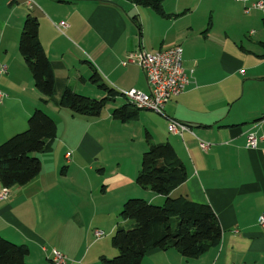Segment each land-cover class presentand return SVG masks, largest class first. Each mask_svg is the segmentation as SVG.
Listing matches in <instances>:
<instances>
[{"label":"crops","instance_id":"crops-1","mask_svg":"<svg viewBox=\"0 0 264 264\" xmlns=\"http://www.w3.org/2000/svg\"><path fill=\"white\" fill-rule=\"evenodd\" d=\"M27 1L11 0L14 12L0 21V62L8 67L0 74V85L9 92L0 104V144L25 130L37 107L56 119L58 134L50 150L37 152L43 165L33 179L9 187L5 198L0 182V235L26 244L30 264H53L52 249L44 246L49 236L68 256L66 264H99L103 255H115L118 251L107 239L118 225L133 224L120 219L124 203L137 196L158 204L166 200L136 182L150 132L155 142L170 141L187 167L188 178L171 195L211 204L223 237L199 257L187 258L175 248L156 249L142 264H264V226L259 223L264 211V30L251 29L246 36L220 30L212 17L195 23L188 18V7H180L181 0L167 7L170 0H163L172 14L168 17L128 0H37V12ZM237 1L244 10L247 3ZM135 11L138 19H133ZM30 12L40 20V38L57 80L54 100L47 104H42L43 94L18 48ZM242 17L253 24L252 16ZM59 20L69 27L60 30ZM8 29L12 41L6 38ZM176 44L183 46V64L193 78L166 104V113L189 124L192 132H170L168 117L149 109H140L137 118L126 122L115 119L112 112L121 106L116 103L122 95L98 117L58 105L65 86L97 97L108 94L90 80V62L109 87L149 92L144 70L122 60L138 48L157 51ZM10 87L27 94L13 95ZM251 133L259 138L255 147L248 145ZM201 140L211 145L204 149ZM118 141L129 144L112 151ZM96 230L103 235L98 237Z\"/></svg>","mask_w":264,"mask_h":264},{"label":"trees","instance_id":"trees-1","mask_svg":"<svg viewBox=\"0 0 264 264\" xmlns=\"http://www.w3.org/2000/svg\"><path fill=\"white\" fill-rule=\"evenodd\" d=\"M138 6L153 8L162 16H170L163 0H128ZM32 9V8H30ZM133 19H138L137 15ZM138 26H141L136 20ZM19 50L28 65L35 86L41 91L42 104L54 100L57 80L53 63L40 38V20L31 12L23 22ZM90 80L108 92L104 97H92L65 86L58 105L68 107L75 114L100 116L110 101L123 94L103 82L102 76L90 62ZM126 98V97H125ZM140 109L126 101L113 109L115 119L126 122L137 118ZM56 119L42 107L28 118V127L0 144V182L3 186L25 184L42 170V159L36 155L52 148L57 137ZM148 148L143 153L142 168L136 182L166 196L162 205L142 197H131L123 205L120 215L133 221L132 226L118 225L112 235V245L118 254L103 255L99 264H142L145 255L156 249L175 248L187 258L204 254L222 241L223 228L211 204L197 202L184 195L173 197L172 191L188 178L187 167L170 141L155 142L147 132ZM177 225H172L173 217ZM26 244L15 243L0 235V264H30Z\"/></svg>","mask_w":264,"mask_h":264},{"label":"built area","instance_id":"built-area-1","mask_svg":"<svg viewBox=\"0 0 264 264\" xmlns=\"http://www.w3.org/2000/svg\"><path fill=\"white\" fill-rule=\"evenodd\" d=\"M246 4L245 12L250 13L252 10L264 11V0H241ZM30 8L35 7V0L27 1ZM60 30L69 27V23L62 20L56 23ZM184 48L181 44H176L168 49H160L157 51H148L144 48H138L128 52L125 59L122 60L123 64L135 63L139 65L147 76L150 85V91L144 92L138 88L119 89V91L126 97L129 103L138 109H149L159 114L167 116L169 119L168 129L170 132L182 135L184 132H192L190 125L170 117L166 113V104L176 95L181 94L192 82L193 71L186 70L183 64ZM8 67L6 64L0 62V74L6 73ZM243 72V70H242ZM6 96L5 92L0 88V104ZM259 138L251 133L249 135L248 145L255 147ZM202 148L207 149L211 142L201 140ZM71 153L68 152L67 156L70 157ZM9 194V187L4 186L1 193L2 198L7 197ZM259 223L264 226V211L259 217ZM96 235L101 237L103 232L96 230ZM53 264H66L68 256L54 248L50 255Z\"/></svg>","mask_w":264,"mask_h":264},{"label":"rangeland","instance_id":"rangeland-1","mask_svg":"<svg viewBox=\"0 0 264 264\" xmlns=\"http://www.w3.org/2000/svg\"><path fill=\"white\" fill-rule=\"evenodd\" d=\"M171 1H173V0L167 1L165 3V6L167 7V5H169V2H171ZM10 2H11V0H8V2H7V0H0V21L7 19V17H9L11 15V13L14 12L15 9L13 11H10L9 6H12L13 8H15L16 5H10ZM35 2L36 3L34 5H35L36 10L34 12H37L38 10H40V8L38 9L39 3L37 2V0H35ZM237 6H240V8L242 9L241 12H238L236 10ZM122 7L124 9L125 8L128 9V7L125 6V4H122ZM180 7L183 8V9L188 7L187 10L190 11L188 18L193 19L195 23L202 22V21H204L206 19L208 20L209 17H212V21L215 22L216 26L220 30H223V29L227 28L232 33L240 34L242 32H245V35L246 34L249 35L248 32L251 29H259V28H261L262 30H264V11H262V10H253L249 14L248 13L246 14L245 11L243 10L242 2L240 3L237 0H181ZM65 8L66 7H64V9ZM139 8H142L143 10H145V9L152 10V9H150V7H144V6H140ZM66 10L67 9H65V11ZM18 12H21L20 9L18 10ZM135 13H138V12L137 11L132 12V15H137ZM16 15L17 14H15V16ZM242 16H248V17L252 16L254 18V19H252L253 20V24H252L251 20L246 21V20H244V18ZM14 20H15V17H14ZM0 27H1V23H0ZM1 32H2V28H0V37H1ZM10 33H11L10 29H8V33H6V38L9 39L10 41H12V36L10 35ZM11 47H12V44H11ZM18 48H19V43H18ZM27 68H28V71H27V73H28V72H30V70H29V67H27ZM6 73H4V74H6ZM30 74H31V72H30ZM24 76H26V74H24V73L18 75V77H24ZM31 80L33 82V79H31ZM3 83H4V81H3ZM4 88L2 90L5 92L6 95H8L9 92L4 90ZM10 88L14 89L12 91L9 90L10 93L13 94V95L27 94L25 91L16 89L14 87H10ZM89 91L90 90H85V92L83 94L92 96L90 94H86V93H91ZM144 92H146V91H144ZM92 97H97V96H92ZM98 98H100V97H98ZM125 102H126V99L123 96H120L119 98H117V103L116 104L117 105H122ZM114 103H115L114 101H110L109 104H108V107H110ZM106 110L107 109L105 108L104 112ZM145 112H150V111H145ZM61 126H62V124H61ZM126 130H127L128 136L130 135V137H131L130 130L129 129H126ZM128 144H129V142H124L123 143V142H119L118 141V144L117 143H116V145L112 144L111 149H112V151H119L120 149L124 150L128 146ZM95 167L97 169V166H95ZM77 170H80V168L77 167ZM71 174L77 175L75 172L74 173L71 172ZM3 189H4V186L2 187L1 193H2ZM89 189H90V185H89ZM137 197H141V196H137ZM154 204H158V203H154ZM158 205H162V204H158ZM98 209L100 211L102 210L101 208H98ZM120 213H121V210H120ZM120 219H122L121 215H120ZM172 225L174 227L177 225V218L175 216L172 219ZM125 227H128V226H125ZM48 229L49 228L47 227L45 230H48ZM108 243L111 246H113L112 245V236L109 239H107V244ZM55 245L57 246V239L53 236L52 237V241H51L50 236H49L48 244H46L44 246L45 247L48 246L50 250L51 249L53 250L54 248H57ZM116 250L118 251L117 248H116ZM117 254H118V252L115 255L109 254L110 256H108V257L109 258H113ZM44 255L46 256V253ZM32 259H34V258L32 257Z\"/></svg>","mask_w":264,"mask_h":264}]
</instances>
